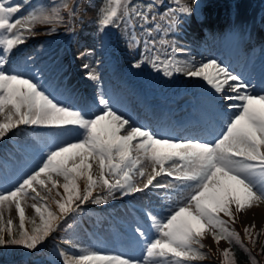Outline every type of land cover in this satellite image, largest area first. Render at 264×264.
Segmentation results:
<instances>
[{
	"label": "snow or ice",
	"instance_id": "obj_1",
	"mask_svg": "<svg viewBox=\"0 0 264 264\" xmlns=\"http://www.w3.org/2000/svg\"><path fill=\"white\" fill-rule=\"evenodd\" d=\"M175 2L178 9L170 8L162 15V19L171 17L168 29L179 20L176 12L181 15L191 12L181 0ZM11 3L12 0H0V139L19 130L20 126L29 125L58 130L77 128L80 134L75 142L50 148L30 174L10 190L0 191V225H3L0 226V247L22 246L37 250L61 221L66 223L65 218L80 211L85 202L106 203L114 199L117 192L127 196L165 188L167 185L157 182V177L164 174L190 191L163 219L151 209L143 211L145 221L155 229L157 237L148 239L142 226L133 229L143 244L141 258L101 251H82L74 255L61 252L62 264H192L205 255L202 239L206 235L211 234L217 244L221 240L231 243L233 239L241 243L240 234L227 225L229 220H235V212L264 202V94H253L250 83L215 59L181 62L173 58L174 46L166 48L162 55L157 43L165 45L169 41L151 38L153 29H147L149 39H145L144 47L153 55L143 56L132 67L139 70L147 64L165 77L182 74L202 81L217 98L216 103L222 105L225 112L232 113L223 130L209 142L161 137L115 110L103 95L97 101L101 106L99 113L89 114L57 99L45 87L42 77L46 68L37 65L34 56L24 57L14 67H9L12 54L35 35V25H52L54 32L55 26L64 22L62 11L66 10L71 20L78 5L69 7L67 0H60L51 7L42 6L22 18H14L21 5L10 6ZM154 7L153 2L142 6L133 0H106L98 11L99 30L120 27L122 23L127 26L130 21L139 19L143 21L139 25L141 30L152 22L159 32ZM89 78L96 79L91 74ZM216 114H219L218 109ZM93 162L98 163L100 170L95 178L91 172ZM145 162L151 164V173L146 172ZM135 175L146 177L142 186L135 181ZM54 177H63L65 182L60 185ZM82 178L83 190L78 183ZM98 187L105 189L106 195L94 196ZM53 189L61 195V199L55 201L59 214L47 203ZM41 191L45 195H41ZM28 199L36 201L31 207L40 219L39 225L34 218L31 220L30 230L26 228L23 206ZM13 207L19 221L15 231L13 219L4 216L5 211L11 212ZM254 228V224L244 227L249 239ZM223 257L224 264H234L230 249L223 250Z\"/></svg>",
	"mask_w": 264,
	"mask_h": 264
},
{
	"label": "rangeland",
	"instance_id": "obj_2",
	"mask_svg": "<svg viewBox=\"0 0 264 264\" xmlns=\"http://www.w3.org/2000/svg\"><path fill=\"white\" fill-rule=\"evenodd\" d=\"M51 1L36 0L32 2V0H28V3L25 4L24 0H12L10 6L20 4L21 10L14 14V18H22L29 11L39 7H51L54 4ZM259 2L261 3L260 0H236L235 5L238 11L234 13V25L231 26L228 24L229 20L227 19L228 10L232 4L230 0H181V3L190 9L193 8L195 3L199 7L201 4L202 7H200L199 13H196L197 17L192 9L191 12L183 15L176 12L175 15L179 16V20L171 29H168V21L171 20V17L162 19V15L170 8L178 9L179 5L175 0H167L161 5V12L156 14L153 11L156 14L155 24L160 25L159 32L155 30L152 22L146 25L145 30H141L138 22L141 24L143 21L134 19L127 26L122 23L120 27L111 26L103 32L100 31L102 42L100 43L101 47H99L94 42L95 38H97L96 30H99L98 20L94 23H91L90 20L94 13L98 16V11L101 5L106 3V0L97 1L95 6L89 4L88 0H82L75 10V16L71 20H69L67 11L63 10L66 12V21L63 22V25L68 24L69 29L71 28L67 38L74 42L71 48L75 54V59L70 60L68 53L60 56L59 46L41 47L44 44L43 41H47L52 36H57L58 33L48 34L50 32L47 30V25L37 24L34 26L35 35L19 46L12 54L9 67H14L24 57L34 56L36 64L46 68L42 81L45 87L56 95L57 99L89 114L93 112L98 114L101 106L98 105L97 101L103 95L105 99L109 100L110 105L115 110L125 114L126 117H131L137 125H144L152 129L150 127L151 124L155 126L159 124L155 122L151 114V108L148 107V104L152 105L155 102L150 97L155 95L161 97L172 96L170 93L177 84L191 85L192 82L190 81L191 78L182 74L165 77L162 72L158 73L147 64L139 70L132 67L143 56L153 55L150 51L146 52L144 47L145 39H149L147 29H153L151 38L157 41L162 39L169 41V44L165 45L157 43V48L162 55L166 48L174 46L176 53L173 58L181 62L194 60L200 62L215 59L231 72L238 74L246 82L250 83L253 94H264V91H262L264 90V33L259 25L263 19ZM60 31L64 33L67 28L61 27ZM82 41L86 42L79 44ZM210 42H212V45H210ZM55 44L58 45L56 41ZM68 45L71 44H67L65 47ZM205 48L211 49L215 55L211 56L210 53L203 55ZM199 53L201 54L198 55ZM90 74L95 76L96 79H90ZM194 93L183 94L178 99L174 98L175 100H180V104L175 107L173 117L175 114L177 115L178 109H187L186 107L192 100ZM169 99L168 103L163 102V108L166 107L165 103L171 107L172 98ZM216 101L217 98H210L203 102L200 100L198 111L200 116L204 117H209L208 111L212 108L218 107L224 113V116L220 117V121L217 123V133L207 134V132L198 128V133L193 134L194 131L190 130L187 132L190 133V137L180 139L191 138L209 142L217 138L227 123L228 116L232 113L225 112L223 106L218 105ZM224 103L226 104L227 102L225 101ZM170 114H164L163 119L161 117L159 129L164 130V128L171 125ZM178 115L183 114L180 112ZM37 127L38 129L35 132L34 130L20 129L6 136L8 143L16 139L17 143L20 144V150L12 149L13 155L9 154V150L5 149L4 144L1 142L3 139H0V191L10 190L27 174H30L39 165L43 155L50 148L64 142H75L80 134V130L77 128L58 130L45 126ZM41 127L42 129H40ZM43 127L46 129H43ZM6 147H8V144ZM1 155L6 156L10 166L6 167L7 165L3 163ZM144 167L146 172L151 173L152 166L150 163L145 162ZM99 171L98 163L93 162L91 172L94 178L99 174ZM108 178L109 180L113 179L111 175ZM54 179H57L60 185L65 182L63 177H54ZM134 179L142 186L146 177L141 178L135 175ZM157 182L167 185V187L149 189L132 195L139 202L144 203L148 209L153 210L158 218L163 219L170 214L171 209L180 205L182 198L188 194L190 189L183 187L181 182L168 177L166 174L157 177ZM78 183L81 190H83L85 186L84 179L82 178ZM59 192L61 195L63 194L62 187ZM41 195H45V192L41 191ZM61 195H57V190L53 189L51 197L47 201L49 207L57 211L58 205L55 201L60 200ZM93 195L104 196L106 195V190L98 187L94 190ZM121 196L117 192L115 198H120ZM115 198L108 199L106 203H100L105 208H113L117 215L116 219H107L99 227V231L93 232L97 238H102L103 242L101 244L97 246L87 244L83 247L84 241L78 240L72 244L66 243L69 245V249L63 245L64 243L61 244L59 241L51 242L50 247L47 248L50 249L49 259L42 260L36 264H62L63 257L60 255L61 252L74 255L81 254L82 251H101L105 254L141 258L143 255V244L136 237L133 229L138 225L142 226L148 239L156 238L157 233L154 228L150 227L149 222L129 211L122 202L121 204L115 202ZM35 202L28 199L27 203L23 205L25 207L26 225L31 223L33 218L36 221H40L39 216L36 215L31 207ZM85 204L94 206L90 201L85 202ZM259 205L262 207L260 213L252 212V208L235 212L234 226L242 234H244V227L251 224L255 225V228L252 229V234L257 228L264 227V202ZM4 216L5 219H13L12 227L16 229L19 221L14 207L11 212L5 211ZM224 218L226 220L229 219L228 217ZM117 223L122 225L125 230L122 232L112 231L111 228L117 226ZM202 242L205 247L210 248L213 257L217 260H220L221 251L228 245L226 240H221L217 244L211 234L206 235ZM34 263L35 261L29 264Z\"/></svg>",
	"mask_w": 264,
	"mask_h": 264
},
{
	"label": "trees",
	"instance_id": "obj_3",
	"mask_svg": "<svg viewBox=\"0 0 264 264\" xmlns=\"http://www.w3.org/2000/svg\"><path fill=\"white\" fill-rule=\"evenodd\" d=\"M82 0H77L79 4L81 3ZM99 0H88L89 4L95 5L96 2ZM68 2V0H67ZM134 3L144 5L145 3L148 2H154V0H133ZM60 3L58 1L57 3L53 4L56 5ZM153 11L155 12L156 9L154 7ZM62 15L64 17V22L66 21V12L62 11ZM263 15H264V6H263ZM91 23L95 22V17H93L90 20ZM262 27L264 30V21L262 23ZM97 32V38L96 42L100 44L102 42L101 38V32L100 30H96ZM86 41H82L81 43H85ZM50 43V42H49ZM50 209L54 211L51 207ZM85 215H87L93 222H97L96 217H94L96 214L93 211L90 210H83ZM55 212V211H54ZM37 225H39L40 221H36ZM71 226V227H69ZM230 229L235 230L240 234L241 237V243L243 246H241V243H237L235 239L229 243L225 247V249H230V258L234 260V264H263L262 261L259 259V257L252 251L250 245L243 240V237L241 233L231 224L228 223L227 225ZM33 227L32 223H30L29 227L27 229H31ZM64 234H62V237L66 238H73L75 233L80 232L81 234L84 233V229L81 225L80 219L78 217H74L72 219H69L64 223V225L61 227ZM14 231L16 229H13ZM252 244L257 248L259 256L264 260V232H263V227H259L255 230L253 233V237L251 238ZM24 250V247L22 246H3L0 247V255L3 254L4 252H9L13 257H19L18 260L23 261L22 257L20 255L22 254ZM202 251L205 253V256H209L208 250L202 249ZM39 254V253H38ZM36 254V256L38 255ZM39 255H44V253H41ZM203 257V258H204ZM192 264H224V257H223V252H222V262L219 263L218 261H204V260H198L192 262Z\"/></svg>",
	"mask_w": 264,
	"mask_h": 264
},
{
	"label": "bare ground",
	"instance_id": "obj_4",
	"mask_svg": "<svg viewBox=\"0 0 264 264\" xmlns=\"http://www.w3.org/2000/svg\"><path fill=\"white\" fill-rule=\"evenodd\" d=\"M213 13V12H212ZM212 15V14H211ZM216 18V16H215ZM210 45H212V42H210ZM206 53H210L211 56H214V52H212V50H208L205 48V50L203 51V55L206 54ZM201 53H199L198 55H200ZM201 60V59H200ZM196 62V60H194ZM192 80H190L192 83H193V86H194V90H209L210 88H208L207 86H205V84L198 80V79H194V78H191ZM185 90L184 89H179L178 90V93H183ZM209 96H213V98H216L212 92H208L207 94L203 95V97H209ZM197 97V96H196ZM155 103L152 105L153 106V111H154V119L155 121L158 123L160 122L161 120V116L158 114L160 113L159 110H161V107L159 106L158 102L159 100L161 99L159 96H156L153 98ZM205 100H208V98H205ZM161 137L163 136L161 134L160 131H156ZM262 211V207H260V205L258 206H253L252 207V212H256V213H260Z\"/></svg>",
	"mask_w": 264,
	"mask_h": 264
}]
</instances>
